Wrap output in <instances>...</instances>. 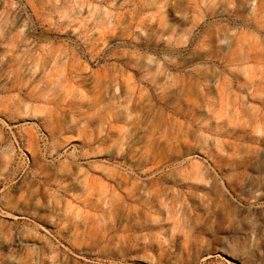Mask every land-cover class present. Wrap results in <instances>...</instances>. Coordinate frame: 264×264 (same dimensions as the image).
Returning a JSON list of instances; mask_svg holds the SVG:
<instances>
[{
	"label": "clouds",
	"instance_id": "clouds-1",
	"mask_svg": "<svg viewBox=\"0 0 264 264\" xmlns=\"http://www.w3.org/2000/svg\"><path fill=\"white\" fill-rule=\"evenodd\" d=\"M210 253L264 264V0H0V264Z\"/></svg>",
	"mask_w": 264,
	"mask_h": 264
},
{
	"label": "rangeland",
	"instance_id": "rangeland-1",
	"mask_svg": "<svg viewBox=\"0 0 264 264\" xmlns=\"http://www.w3.org/2000/svg\"><path fill=\"white\" fill-rule=\"evenodd\" d=\"M97 258L101 260L106 259L105 257H89V259H97ZM206 264H231V257L226 255L225 253H214V254L210 253L209 259L207 260Z\"/></svg>",
	"mask_w": 264,
	"mask_h": 264
}]
</instances>
